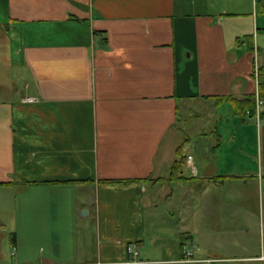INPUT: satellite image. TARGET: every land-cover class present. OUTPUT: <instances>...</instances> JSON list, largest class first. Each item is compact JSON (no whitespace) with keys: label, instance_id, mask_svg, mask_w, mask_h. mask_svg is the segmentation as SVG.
I'll list each match as a JSON object with an SVG mask.
<instances>
[{"label":"crops","instance_id":"1","mask_svg":"<svg viewBox=\"0 0 264 264\" xmlns=\"http://www.w3.org/2000/svg\"><path fill=\"white\" fill-rule=\"evenodd\" d=\"M255 54L264 73V0H0V264L264 262L215 238L224 187L264 212V117L232 99Z\"/></svg>","mask_w":264,"mask_h":264},{"label":"rangeland","instance_id":"2","mask_svg":"<svg viewBox=\"0 0 264 264\" xmlns=\"http://www.w3.org/2000/svg\"><path fill=\"white\" fill-rule=\"evenodd\" d=\"M185 174L188 175L187 170H185ZM233 184L234 185L223 188V193L226 192V197L224 198L226 199V207H230V211H227L231 214V218L226 221L224 226L217 229L215 238L221 241L222 248L232 255L259 254L260 250L264 248V225L262 223L264 212L258 208V203L256 202L258 194L251 197L250 207L253 208V210L249 211L248 220L246 222L241 221V184L239 181ZM229 191H231V194H229ZM221 207L220 209V205L218 206L220 210L225 211L223 206ZM159 208L158 226H154L153 230L148 229L147 236L149 238L153 235V237L156 238V243L160 245L158 246L160 248L169 250L175 242L176 247H178V224L175 223V219L172 217L173 214L169 213L175 211V202L162 201ZM152 231H154L153 234ZM145 246L149 247L148 244H145ZM186 247L187 251L192 253V246L188 245ZM216 264H223V262H218ZM243 264H264V262L257 263L251 261L244 262Z\"/></svg>","mask_w":264,"mask_h":264},{"label":"built area","instance_id":"3","mask_svg":"<svg viewBox=\"0 0 264 264\" xmlns=\"http://www.w3.org/2000/svg\"><path fill=\"white\" fill-rule=\"evenodd\" d=\"M260 66L257 64V55L255 54V62L253 66V76L256 82V92L254 94V109L250 110L247 109L245 111V115L253 118L256 122V124L259 125L260 121L262 120V117H264V99L260 96L259 93V76H260ZM24 100L33 102L37 101L38 99L34 96H27L24 98ZM187 161L190 163V168L193 171L194 166L191 164V156H187ZM128 252L131 256L130 259L124 262V264H150L151 262L148 260H143L140 258V253L137 248H134V246L128 247ZM184 258L180 259V261H192L194 258L192 257V253L189 251L184 252Z\"/></svg>","mask_w":264,"mask_h":264},{"label":"trees","instance_id":"4","mask_svg":"<svg viewBox=\"0 0 264 264\" xmlns=\"http://www.w3.org/2000/svg\"><path fill=\"white\" fill-rule=\"evenodd\" d=\"M259 93H260V96L262 98H264V73L261 69H260V76H259ZM232 99L236 105L237 111L243 116H244L245 111L247 109H250V110L254 109V96H253V94L248 95V96H244L243 98H232ZM184 162L185 161L180 156V158L178 160H175L174 163L172 164L170 175L174 174V179H180V178L185 177V176L178 175L176 170H175L177 167H181V165ZM172 178H173V176H170L168 178H162V179H172ZM183 244L184 243L182 242V245Z\"/></svg>","mask_w":264,"mask_h":264}]
</instances>
